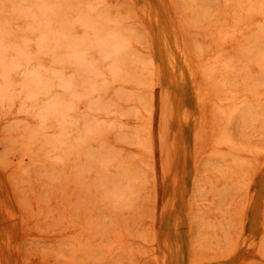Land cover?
<instances>
[{
	"label": "rangeland",
	"instance_id": "374dc122",
	"mask_svg": "<svg viewBox=\"0 0 264 264\" xmlns=\"http://www.w3.org/2000/svg\"><path fill=\"white\" fill-rule=\"evenodd\" d=\"M29 1L0 0L3 24L16 28L31 20L14 17ZM49 1L59 8L65 2L68 8L54 9ZM49 1L48 6L33 2L34 12L48 14L50 27L61 29L59 23L67 21L73 26L68 38L82 36V48L91 43V34L103 35L104 30H119L132 44L125 64H119L121 72L114 74L123 77L120 90H106L100 78L96 94L100 103L107 100V108L84 113L97 114L100 133L79 131L61 150L64 157L46 143L50 129L40 132L17 105L0 117V177L18 202L20 224L22 219L25 223L22 232L11 227L12 246L6 251L2 236L10 229L0 212V262L10 257L12 264H176L170 247L179 244V264H190L191 245L197 258H203L197 264H264V165L257 172L250 155L264 151V17L249 19L244 0H233L235 5L232 0H167L202 58L200 70L209 72L218 125L212 142L204 132L195 135L191 83L169 74L158 28L146 11L157 0ZM80 14L89 25L76 32ZM59 29L50 34L58 35ZM88 54L90 61L101 63L100 71L108 69L99 51ZM39 55L45 66L53 65L47 54ZM245 92L254 93L255 103ZM113 118L119 127L108 125ZM143 124L149 133L142 142L137 133ZM85 134L101 137L90 147ZM242 149L253 152L244 155ZM170 199L176 207L167 206ZM209 210L215 211L214 219L205 214Z\"/></svg>",
	"mask_w": 264,
	"mask_h": 264
},
{
	"label": "bare ground",
	"instance_id": "6f19581e",
	"mask_svg": "<svg viewBox=\"0 0 264 264\" xmlns=\"http://www.w3.org/2000/svg\"><path fill=\"white\" fill-rule=\"evenodd\" d=\"M46 1L47 0H30L29 2H27L23 5L20 4L21 6L18 8L17 12L15 11L16 13H14V17L19 18V16H21V17L25 16V17H30L31 20L27 21L25 24H23L19 27H16V28L13 26L8 27V25L3 24L4 23V22H2L3 20L0 19V22H2V23H0V77H1L0 78V117H2L3 115L7 116L10 113V110H11L10 108L13 105H17V109L22 111V113L24 112L26 114H29V116L32 118L34 126L37 129H39L40 132H44V130L46 128L50 129L51 132L49 135H47L48 140L47 141L45 140V141L47 144L52 145V146H50L51 148L55 147V149L57 150L56 152H58L57 155L60 158V156H62L63 148L66 147L67 143L74 141V139H76L78 137L79 131H83V132L85 131L86 132L87 130H90L92 132V131L96 130L97 133H100L97 131V127L99 126L98 122H97V118H98L97 114L92 115L93 113H91L90 115H88V113H87V115H86L84 113H85V111L90 113L91 110L89 111L88 109H93V111L94 110L98 111V109H104L106 107L107 100H103V101H101L102 103H100L99 96H97V94H96V90H98L101 87V85L98 89L96 87L97 84H99V83L96 84V82L100 78H102V80L104 81L105 84H103L102 86H104V88H106V90H109L111 88H113V90H116V91L120 90L119 86L121 85L120 82H122L121 80H123V77L120 74H119L120 76L119 75L114 76V74H116V75L118 74V70L120 69L119 64H121V65L125 64V63L123 64V62H125L124 59H126L125 58V53H126L125 51L128 47H130V45L132 43H129V41L127 39L128 37H126V35L125 36L122 35L123 33H120L119 30L117 32H114L111 30L110 31L108 30L106 32L103 29L104 30L103 35L98 34V32L93 33V31H94L93 30L92 31L93 34H91L92 36H91V40H90L91 43L87 42L88 43V47H87L88 50L84 47L82 48V45H83L82 36L79 37V36H75V34H72L70 39L68 38V36H69L68 35V33H69L68 29L71 25L69 26L68 23H65L67 21L63 20V22H62L63 25H61L59 23V25L61 26V29H59L60 27H58L57 24H56V26L53 25L55 23V21L52 19L54 23L52 22L53 24H51V25H53V26L50 27L49 25H47V24H49L48 22L50 21L48 14L45 15L42 12L39 14H36L35 13L36 11L34 12L36 6L34 5L33 2H35L37 4H38V2L39 3L42 2V4H40L42 6H44L46 3V5L48 6V3ZM52 1H54V0H52ZM235 1H239V0H235ZM43 2H45L44 5H43ZM50 2L51 1H49V4H50ZM54 2H56V1H54ZM54 2H51V4H53ZM60 2L62 3V1H60ZM233 2L234 1L232 0V3ZM157 3H158L157 5L153 4V3H148V5L146 6V11H148V15L150 16L151 20L154 22V25H156V27L158 28V32L160 34L159 40L161 41V43L164 47L163 56L165 59V63L168 67L169 74L171 75L172 79H178L181 81H189L191 83V89H192V93H193V96L195 99V112L192 115L194 117L195 135L197 133H199L200 131L204 132L205 135H207L206 136L207 138L208 137L212 138L210 141L213 142V140L215 141L214 135L216 132L214 130V128L216 129L218 126L217 122H216V120H217L216 111H215L216 106H214L217 104H214V102H213V100H214L213 99V89L210 86L209 77L207 75L209 72L206 74L200 70V69H202V66L200 68V62H201L202 58L201 59L199 58L198 54L196 53L192 44L189 41V37H188L186 30L180 24V22H181L180 19L182 17L179 18V16L174 14V12H173L172 8L169 6L167 0H157ZM235 3L236 2H234V5H235ZM244 3H246L245 13L247 14V15L246 14L245 15L247 17L249 15V19L251 17L255 20L258 18L257 20H259L260 19L259 17H261V18L264 17V0H262V1L261 0H244ZM51 4H50V6H51ZM64 4H65V2H64ZM53 5L55 6L54 9L59 8V7H56L57 4L55 5V3H54ZM63 5L59 9H62L64 7L65 10H67L66 4H65L66 7ZM231 5L234 6L233 4H231ZM12 7L14 9H16V7H17L16 2L14 4V6H12ZM48 8L50 9V7H48ZM43 9H45V7ZM232 9L236 10V8H233V7H232ZM72 10H74V9L72 8ZM235 10L232 12L237 13V12H235ZM59 11L61 12L62 10H59ZM54 12H55V10H54ZM63 12H66V11H63ZM55 13H57V12H55ZM52 14H54V13H52ZM63 14L64 13H62V15ZM84 14H82V15L80 14L81 16H79L77 18L78 20L76 19V21H78L75 24V28H78V31H76V29H75L76 32H79V31L81 32L82 29H83V31L86 30L83 27H84V24L87 25L88 22H87V19H86ZM59 15H60V13H59ZM234 15H236V14H234ZM50 17H52V16H50ZM57 17H58V15H57ZM184 17H185V15H184ZM229 17H227V18H229ZM231 18H232V16H231ZM237 19L238 18L234 17V22H233L234 26L237 25L235 22L239 21ZM250 21H252V20H250ZM11 23H12V21H11ZM42 23H46V24H42ZM73 23H74V21H73ZM54 26H55V28H54ZM72 27L73 26H71L70 28H72ZM41 28L43 29V32L46 28H48L49 31H50V29H53V30H51V32H54V31L57 32V30H54V29H59V30H61V32L56 36H55V34H56L55 33L53 36V34L52 35L50 34L51 32L47 33L45 31L44 33H40ZM87 28H88V26H87ZM236 28H239V26L237 25ZM101 30H102V28H101ZM106 30H107V28H106ZM240 30L241 29H239V31ZM72 31H74V30H72ZM221 31H223V30H221ZM202 38H204V37H202ZM223 39L225 40V37H223ZM201 44H203V43H201ZM234 44H236V43H234ZM90 47H93L95 49V51L91 52V50L89 49ZM75 51L77 52L76 55H78L77 58L72 57V54H75ZM85 51L86 52L88 51V53H91L93 55L95 54L96 51H99L100 55L102 56V57L100 56L101 59L104 58L103 60L107 61L106 66L108 67V69L106 71H100V67H101L100 64L101 63L100 64L97 63L95 61V59H93L94 61L93 60L90 61V58H88V55H90V54L85 53ZM39 52H42V54L43 53L47 54L50 57V59L53 61V63H52L53 65H51L50 67L45 66L43 61H41L42 57H41V55H39ZM90 57H91V55H90ZM255 58H257V57H255ZM106 61H103L102 65H104V62H106ZM81 62L83 63V65H80ZM216 62H217V60H216ZM218 63H220V62H218ZM61 65H64V66L61 67ZM69 67H70V69H69ZM256 67H257V65L255 66V64H254V68H256ZM262 68H263V66H262ZM120 70H119V73L121 72ZM250 71H252V70H250ZM261 71H262V69H261ZM247 73H245V74H247ZM142 74H140V75H142ZM139 84H140V82H139ZM133 88H135V87H133ZM259 89H261V88L259 87ZM138 91L140 92L141 90H138ZM245 91H247V90H245ZM253 91H255V90H253ZM122 92H124V91H122ZM249 92H245V94L248 95L249 97H251L252 94H250ZM109 93L111 94V92H109ZM142 94H143V92H142ZM253 95H254V93H253ZM253 95H252L251 99L255 103L256 98ZM108 96L109 95L107 94V97ZM104 99H106V98H104ZM253 99H255V100H253ZM136 100H137V98H136ZM139 102H140V100H139ZM249 102H250V100H249ZM91 104L94 106L96 104V106L95 107L93 106L94 108H92V106H91V108H90L89 106ZM97 105H98V107H97ZM258 105H259V103H258ZM144 107L142 106L141 108H144ZM251 112H253V110ZM248 114H250V112ZM83 118L84 119L86 118L87 120H84V122H83ZM256 118H257V116H254L253 120L256 121ZM116 119L118 121V118H116ZM145 121H146V119H145ZM118 122L120 123V121H118ZM108 125H110V127H113V128H114V126L119 127V124L116 122V120L114 118L111 119V122H109ZM143 125H145V126L144 127L142 126L141 132L137 133L139 139H141L142 142H143V140L144 141L146 140L145 139L146 135L149 133V131H147V127H148V126H146L147 124H143ZM149 125H151V124L149 123ZM151 127H152V125H151ZM150 130H153V128H151ZM96 132H93V133H96ZM103 132L104 131H102V133ZM153 132H155V131H153ZM90 135L85 134L83 139H84L85 143L86 142L89 143V146L91 147L92 145H90V142H92V141L95 142V139L99 140L101 136L100 137L98 136L99 139L98 138L94 139ZM79 139H81V137ZM202 139H204V138H202ZM108 140H110V139H108ZM206 141H207V139H206ZM199 142H201V141H198V144H199ZM83 146H84V144H83ZM213 146H210V147H213ZM246 150L247 149H245V150L242 149L241 154L249 155L250 152H253V151L249 152ZM250 155H252L255 158V166H256L257 172L258 171L260 172V168L264 165V151L259 150V152H256V154H254V152H253ZM62 157H64V153H63ZM240 159H242V158H240ZM243 160L246 161V159H244V158L242 159V161ZM243 167L246 168L245 166H243ZM249 170L247 169V172ZM245 173H246V171H245ZM129 174H130V172H129ZM3 179H2V177H0V212L2 211V214L4 216V223L6 225V228L10 229L7 231V233L4 236H2L4 238V241H5L4 246H5L6 251H7V249L11 250V246H12L13 232L11 231V227L13 229H17L18 232H20L21 231L20 225L23 223L24 219H22V221H21L22 223L20 224V220H21L22 216L20 214V211L18 210L19 205L17 206L15 204L16 199L14 200L12 193L8 189L9 187L6 186V182L4 181L5 179L4 180ZM171 195H173V193H171ZM167 206L169 208L176 207L177 206L176 201L175 200L169 201ZM20 210H22V209L20 208ZM214 212H215L214 210H209L207 213L205 211V214L213 216ZM205 214H204V217L206 216ZM215 215H216V213H215ZM211 216H209V218ZM23 217H25V216H23ZM214 218H215V216L212 217V219H214ZM23 224H25V223H23ZM8 225H10V226H8ZM18 245H20V244H18ZM259 246L260 245H258V248H259ZM18 247L20 248V246H18ZM19 248H18V250H20ZM187 250H188L187 251L188 252V261L190 264H197V263H199L200 259H202V261H203V258H200V259L197 258L195 250H194L192 245ZM170 252L173 255V257L176 258V260H177L176 264H179L180 259L182 257V253L180 251V245L175 244L173 247H170ZM170 252H169V254H170ZM3 254H4V249H3ZM0 264H12V260L10 257H3L1 259ZM67 264H69V263H67Z\"/></svg>",
	"mask_w": 264,
	"mask_h": 264
}]
</instances>
